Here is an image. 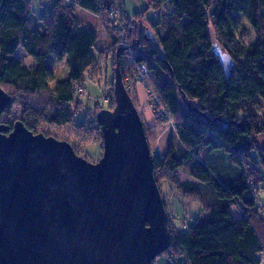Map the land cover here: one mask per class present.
<instances>
[{
	"label": "trees",
	"instance_id": "obj_1",
	"mask_svg": "<svg viewBox=\"0 0 264 264\" xmlns=\"http://www.w3.org/2000/svg\"><path fill=\"white\" fill-rule=\"evenodd\" d=\"M115 1L54 0L33 19L32 0H0V87L19 103L29 130L41 122L69 123L74 115L69 105L77 89H85V73L97 61V33L87 24L89 15L97 17L114 63L118 51L120 68L124 62L131 67L130 80L135 63H145L150 77L140 86L152 90L165 108V117L155 116L145 132L169 117L174 123L166 151L154 159L156 182L157 176L168 179L204 209L185 233L167 215L171 242L163 253L184 256L186 264H264V208H256L264 184V147L257 148V138H264V0H146V9L133 17L118 13ZM149 9L157 20L147 27L157 33L162 57L144 39L145 27L138 34L134 23ZM238 15L252 27L253 42L242 40ZM123 40L140 48L129 53L119 45ZM19 47L33 65L21 62ZM51 57L65 60L69 73L49 90ZM224 58L232 62L228 74ZM43 91L48 99L38 106L31 94ZM179 169L194 180L180 181ZM233 205L241 212L238 218Z\"/></svg>",
	"mask_w": 264,
	"mask_h": 264
},
{
	"label": "water",
	"instance_id": "obj_2",
	"mask_svg": "<svg viewBox=\"0 0 264 264\" xmlns=\"http://www.w3.org/2000/svg\"><path fill=\"white\" fill-rule=\"evenodd\" d=\"M143 37L162 57L157 33L145 27ZM118 56L114 106L95 114L102 136L96 162L21 119L1 120L13 97L0 87V264H152L168 249L154 158ZM231 64L222 60L227 74Z\"/></svg>",
	"mask_w": 264,
	"mask_h": 264
},
{
	"label": "rangeland",
	"instance_id": "obj_3",
	"mask_svg": "<svg viewBox=\"0 0 264 264\" xmlns=\"http://www.w3.org/2000/svg\"><path fill=\"white\" fill-rule=\"evenodd\" d=\"M43 1L47 2L50 0ZM115 2V5L119 7L120 10H118V13L122 12L130 17L142 13L147 7L146 0H116ZM32 3L33 18L34 16H38L39 5L37 0H32ZM238 16L245 29V33L241 36L242 40L246 43L253 42L255 40V33L252 27L241 17V15ZM139 18L140 20H134L138 34H140V26L147 27L148 21L155 22L157 20V14L154 10L149 9L146 11L144 18L141 16ZM87 24L97 33V41L94 47L97 61L85 73V89H77L76 99L69 105L74 112L73 119L69 123L61 126L41 122L34 128L33 132H42L45 135H51L57 139L66 140L71 144L76 154L91 162H96L102 154V136L95 114L100 109H112L114 106L113 68L115 63L112 59V54L109 52L110 39L102 30L98 18L94 15H89L87 18ZM158 32L162 34L164 32L163 28H159ZM119 45H121V43ZM99 51H102V53ZM16 53L21 62L25 65L30 66L34 64L33 58L26 54L21 47L18 48ZM46 63L51 66L54 72L53 79L49 82V90H51L55 86L56 80L67 77L69 69L65 60H56L51 57L48 58ZM124 63V67H121V70L123 78L125 79V86L133 101H135V90L137 86L142 84L134 83L135 76L134 79H131L133 81L130 80L132 73L131 67L126 62ZM137 64L138 63H135V68L133 70V74L135 75L137 74ZM120 66L122 65L120 64ZM142 87L145 89V97L147 101V88L144 86ZM47 99L48 92L45 91L31 94L32 102L38 106H42L46 103ZM134 103L137 107V102L135 101ZM10 108V113H7V111L3 113L1 115V120L12 124L16 119H22V112L19 103L13 102ZM147 108L154 116H156L148 105ZM141 118L143 120L142 116ZM143 124L146 128L147 125L144 121ZM173 133L174 123L170 117L166 120V123H161L159 127L152 131H146L147 140L154 159L156 151L159 153V157H161L166 151ZM259 146L264 147V138L262 137L257 138V148H259ZM177 175L180 181L194 180L185 169H179ZM157 184L164 201L167 215L172 219L179 231L182 233L187 232L195 219L204 211V209L198 202L189 200V198L196 199L194 196L183 194V192L176 189L168 179L157 176ZM256 208H264V184L263 188L259 190L258 196H256ZM231 212L235 218L241 216V212L236 205L231 206ZM152 264H186V258L184 256L169 258L166 254L162 253L155 258Z\"/></svg>",
	"mask_w": 264,
	"mask_h": 264
},
{
	"label": "built area",
	"instance_id": "obj_4",
	"mask_svg": "<svg viewBox=\"0 0 264 264\" xmlns=\"http://www.w3.org/2000/svg\"><path fill=\"white\" fill-rule=\"evenodd\" d=\"M110 9L113 12V16H116L117 15L116 7L115 6H111ZM120 46L125 48L129 53L135 52V51H137L140 48L136 44L128 43L127 40H123L121 42ZM136 73L137 74L135 75V80H134L135 84H140L142 82H145V80H147V78L150 77L148 68H147L145 63H138L136 65ZM146 104L148 105V107H150L152 109L153 113L156 116L165 117V115H166L165 108L163 107L161 101L157 98L155 93L152 90H150V89L147 90V101H146ZM154 156L155 157H159V153L156 151Z\"/></svg>",
	"mask_w": 264,
	"mask_h": 264
},
{
	"label": "crops",
	"instance_id": "obj_5",
	"mask_svg": "<svg viewBox=\"0 0 264 264\" xmlns=\"http://www.w3.org/2000/svg\"><path fill=\"white\" fill-rule=\"evenodd\" d=\"M66 1L74 2L76 0H66ZM53 2H54V0H50V1H47V2L46 1H43V0H37V3L39 5V7H38V16L40 15V13L42 11L50 9L51 6H52V4H53ZM37 17L34 16L33 19L34 18H37ZM135 91H136V97H137V107H138V111H139L140 115L143 117L144 123L147 126H152L155 123V119H154L155 116L147 108V105H146V97H145V89L142 86H137V88H136Z\"/></svg>",
	"mask_w": 264,
	"mask_h": 264
},
{
	"label": "bare ground",
	"instance_id": "obj_6",
	"mask_svg": "<svg viewBox=\"0 0 264 264\" xmlns=\"http://www.w3.org/2000/svg\"><path fill=\"white\" fill-rule=\"evenodd\" d=\"M159 117V116H158ZM162 156V155H161Z\"/></svg>",
	"mask_w": 264,
	"mask_h": 264
}]
</instances>
